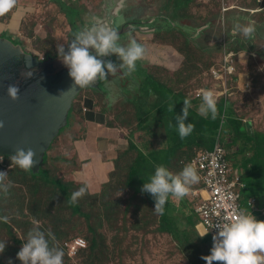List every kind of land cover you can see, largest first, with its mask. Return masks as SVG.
<instances>
[{"label": "rangeland", "instance_id": "rangeland-1", "mask_svg": "<svg viewBox=\"0 0 264 264\" xmlns=\"http://www.w3.org/2000/svg\"><path fill=\"white\" fill-rule=\"evenodd\" d=\"M82 1H86L88 4H91V6L93 5L92 11H99L102 2L98 0H77V2L81 3ZM97 1L98 3H96ZM205 1L206 0H142L145 4L144 7H137V11H139L142 16L145 15V7L148 6V8L151 7L150 10H147L148 13L152 11V13L158 14V17H160L159 19L162 20L161 27L159 28L161 33H157L154 38H159V35L167 37L165 35L169 34L170 36L167 38L181 49L185 59L179 60L177 64H173L174 70H164L162 69L163 65L158 67H144L143 71L146 72L149 70L150 74L143 82V86L150 88V90L154 88L155 93L152 94L151 92L150 95L145 97L120 99L112 108L113 113H108L109 115L104 116L108 121V124L106 122L107 126L123 129L122 137L124 136L128 139L132 133L136 132L135 134H139L138 137L140 140L143 138V140H146L144 142H149L152 147H158L159 149L165 147L172 150L177 145V143L174 142L176 135L179 134L177 128L174 126L176 123L174 117L182 114L184 106L176 101L177 99L172 97L171 93L184 97L187 92L186 98L189 99L193 98L196 90L202 88V86H218V91H220V86L225 87L224 81L215 83L208 73L210 68L217 63L223 65V54L221 52H210L213 50L211 47L216 46V44L210 45V42H205V39L200 41L209 34L208 32L211 30L209 29L210 27H203L207 24V21H210V18L214 16V12L210 11V7L208 5V7L206 6ZM259 8L260 7H258V9ZM250 10L255 11L253 7H250ZM136 13L137 12H134V14ZM101 14L103 15V12H101ZM11 15V19L8 23H6L8 20L0 19V36L7 34V36H9L12 41L18 43L24 51L43 58H58L57 44H64L65 51H67L68 44L72 40L69 28L72 25L69 24L66 18V11H61L59 7L54 6L50 0H18ZM164 19L169 21V23H166ZM195 19L199 20L198 26L203 29H196L192 26V22L196 21ZM226 19L229 20V22H234L235 20L234 26L236 24L247 26L249 21L255 22L257 19L263 20L264 11L258 13H243L238 10L235 14H229ZM254 24L256 30L261 34L254 35V39H252V45L255 49L254 56L256 58H264V26H257L256 23ZM214 25L215 22L213 23V26ZM106 26L108 27V25ZM237 32L239 31L237 30L236 33ZM154 38L152 37L150 39ZM167 38H160L158 40L167 42ZM191 42L196 46L190 44ZM196 47L206 53H201L202 51L200 52V49ZM204 47L207 48L203 49ZM158 51L164 53V61H167L168 55L165 53V50L158 48ZM233 51L237 69L244 75V78H249L247 80V85H250L252 92L257 90L256 94L258 99L249 102L248 100L245 101L242 96H237L236 101L232 102V109L237 118L247 119L258 131H264V93L261 87V81L259 80V70L264 73V62L262 63L261 60L252 59L253 67L245 71L247 69L239 62L240 54H238L236 50ZM57 64L60 65V63ZM220 70L222 69L220 68ZM121 80L124 81L125 85L134 87L137 92L140 91L141 86L138 80L124 78H121ZM154 81L156 83H154ZM231 84L232 83L229 84V87L232 89L233 85ZM237 93L243 92L235 91L234 95ZM102 94L104 97H107V99H113L117 95V93L110 92H102ZM119 94L125 95L121 92ZM90 95L91 93L84 91L77 100L80 101L83 96L89 97ZM156 96L159 98L157 99ZM200 103L201 101L197 103V105H194L193 108H198ZM172 104H174L173 112L169 111V107ZM255 104H257V106H255ZM78 109L75 107L74 116L77 117V121L80 122L81 118L79 117L80 113ZM160 115H162V119H160ZM145 117L146 119L148 117L147 121L143 120ZM188 119L192 121L197 120L196 111L191 112L189 110ZM256 119H258V121ZM170 121L173 126H170ZM207 121L209 125L208 131H206V137L208 141L211 142L216 139V136L213 135H221V131L224 133L225 128L222 129L218 121L213 118H207ZM205 123V121L200 122L198 120L196 123H193V125L196 127L197 124H199L196 129L202 126L201 130H203ZM84 126L86 127L85 124ZM84 126L79 125L78 127L76 121L71 119L68 127L61 132L60 136L52 145V147L55 148L59 146L60 149V140L64 139L65 143L71 149L68 151L70 153L69 156L65 155L66 152L64 150H62V155L66 156L69 161L73 160V166L77 168L82 167V157L77 150L72 149L70 142L73 137L72 133L76 134L77 137H81L82 134L86 132ZM145 127L148 129L146 130ZM84 129L85 132L83 131ZM129 130H132V132ZM161 134H166V137L161 140L163 144H160L159 136L161 137ZM241 147L240 151L246 154L244 146L242 145ZM197 149L196 146H194L193 149L190 148L188 154L191 153L192 156L189 157L187 153L183 158L178 155V153L173 155L174 160L177 159L179 161H177V163L180 169H177L176 165L177 173L180 172L182 170L181 167H184L186 164L192 165L189 160L194 158L200 151ZM245 160L246 158L243 156H239L238 160H235L232 164L234 170L230 174L229 179L235 182V191L239 192L244 197V201H248L252 198V194L243 190L241 178L239 177L241 175L238 176L235 169ZM251 163V170H253L255 161L253 160ZM48 169L53 179H59V175L66 177L64 172L58 171L55 166H50ZM63 170L65 171V169ZM22 174V169L17 167L16 173L13 176L11 175L10 178H7L12 182V187L9 189V192L4 194L1 191L0 194V216L7 217V222L0 223V241H6L5 250L0 254V262L3 264H8L9 260H11L12 264H21L16 256L23 242L26 240L28 231L33 227H38L45 233L51 232L54 234L57 239L55 243H57L58 246L61 241L69 236L87 235L91 238V232L95 233L100 243L93 251V254H91L90 249H87L81 259H68L64 255V264H206V261L203 260L202 257L211 254L210 250L213 246V239L210 234L205 235L204 232H202L204 234L202 237L206 236L207 238L203 239L205 241H199L191 221V217L195 215L194 213L191 214L190 220H188L186 215L177 212V216L174 214V210H172V216H174L175 220L172 227L180 237L187 240L185 242H188V244H181L183 247L182 251L178 241L167 235H157L144 231L137 232L138 230L135 228L136 221L142 222L144 220L140 214L133 216L132 212L127 213L123 206L124 201H121V203L117 201L115 205V201L112 198L107 201L102 200L103 198L99 200L97 198L94 200L96 204H94L91 199L81 200L77 201L76 205L79 209L75 211L70 206L72 196L68 200H63L62 197L58 195L56 186L52 183L46 184L41 182V189L35 192L32 191L30 186L20 188L16 185L15 188L13 186V184H15L13 181H22ZM198 175L200 177L199 172ZM36 176L38 177L39 175ZM97 176L101 181L103 176L99 173H97ZM66 179L76 183H84L87 181V178L78 172L74 175H70ZM194 185L195 184L191 186ZM188 194L192 198L191 204L193 208H196V204L198 207L202 205V202L197 200L198 195H196L195 192L190 190ZM117 205H120V207ZM108 213L115 214L109 215ZM144 214L149 219H155L147 213ZM14 216H16L15 219L12 218ZM259 217L264 218V214L260 213ZM12 219L15 223L12 222ZM74 222L85 227H82L83 230L75 231V235H66L67 230L63 228ZM197 224L196 228L199 230L198 226L202 225V218L198 219ZM183 227H185L184 231L180 232L176 230V228ZM12 228L16 235L14 238H11L12 236L9 234V232H12ZM100 234H104L105 238L100 239ZM16 239H20L21 241L17 242ZM87 246L89 247V240ZM12 255L16 256L12 259Z\"/></svg>", "mask_w": 264, "mask_h": 264}, {"label": "clouds", "instance_id": "clouds-1", "mask_svg": "<svg viewBox=\"0 0 264 264\" xmlns=\"http://www.w3.org/2000/svg\"><path fill=\"white\" fill-rule=\"evenodd\" d=\"M238 1L239 0H230V4H226V10L222 9V13L220 16L216 17V20H211L210 18V21H207V24L210 23V27H212L214 22L215 24L221 23L223 26L227 25L235 27L236 30L245 36L240 38L236 45L239 44L241 39L247 40L248 37L254 39V35H261L257 30L255 34L252 35L255 31L254 23H256L257 26H264V19H257L255 22L249 21L247 26H241L240 24H236L234 26L235 20L234 22H229V20L226 19L227 11L236 8V4L239 5ZM17 2L18 0H0V17L12 11L16 7ZM258 3L260 8L255 9V11H251L250 9H248V11L247 9H241L240 11L243 13H258L260 11H264L263 1L258 0ZM60 10L62 11V9ZM230 14H235V12H231ZM195 20L199 21L198 19ZM192 26H194L196 29L201 28L200 26H197L193 23ZM233 33H235V30ZM234 40L235 38L231 39V41ZM225 42L226 41L224 40L223 44ZM227 43L229 44V42ZM210 45H215V42L212 41ZM57 53L58 58L39 57L45 62V64L43 67L35 70V72L39 73L43 70H47V68L49 69V72L67 68L68 75L74 81V86L81 89L95 85L98 81H104L110 74L114 75L118 70L121 69L124 70L123 74L125 76L130 75L136 70V62L144 57L145 49L143 45L132 38H129V42L126 45L121 44L120 35L117 31L107 27L102 22L93 17L92 25L90 27L83 28L75 34L74 38L68 44L67 51H65L64 44H57ZM246 53L255 57L254 47L246 48ZM112 55L117 56L121 61L119 65L114 64L111 60H109L108 56ZM234 55V51L230 49L224 55L223 65H218L217 63L216 65L212 66L208 72L215 83L224 81L225 87L220 86V91H218V86H215L214 90H210L207 89L206 86H202V88H200L202 89L201 91L198 89L195 92L194 101H197L201 98V103L197 109L198 114L205 117L206 119L210 116L213 119L216 118L217 103L221 98L224 99L225 102L224 109L228 108V100L231 95V87H229L228 79L234 77L237 73ZM57 63H60L61 66ZM220 68L222 70H220ZM32 72L22 71L21 77L25 79L30 78L32 76ZM240 75L242 78H244L243 74ZM225 91L227 93L224 95ZM242 91L252 92L250 85H247V80L245 82V86L242 87ZM197 93H201L200 98L196 97ZM7 95L13 102L19 99L20 89L18 81L7 86ZM183 104L184 107L182 109V114L176 115L174 117L176 121L174 126L177 128L179 136L182 140L185 139L194 128L192 123H186V120L189 117V108L192 106L191 101L185 98ZM173 108L174 104L169 107V111L173 112ZM82 110L83 111H81V113L87 112L86 109ZM221 119H224V116H221ZM170 126H173L171 122ZM3 127V122H0V128ZM217 141H219L221 147L226 152V159L229 163L231 174L233 172V168L231 167V163L228 160L227 145H224L225 141L222 139V131L221 135L219 134L216 136L214 145ZM211 149H200L199 152ZM35 157L36 153L31 148H17L15 149L14 154L10 156L11 166L15 165L24 171L32 170L39 163ZM194 158L192 159L191 163L193 162ZM0 164H4V156H0ZM9 170L10 168H3L0 171V191H2L4 194H7L9 189L12 187V182L7 179ZM199 179L200 177L198 175L197 169L191 164L185 165L178 173H173L166 166L160 164L155 167V172L149 177V182L143 184L141 192L151 194L153 200L155 201V211L163 214L164 205L168 201L169 197H174L176 199L184 198L189 193L191 185L198 183ZM241 185L244 186V190L246 186L243 183ZM198 188H200V184L197 188H195L196 190H192V192H195L196 195H198L197 200H201L199 198L201 189ZM86 191V187L79 188L72 194V202H77L78 198H81L86 194ZM203 192H205V189ZM206 198L202 200V203L204 200H206ZM253 200L256 203V200ZM249 201L252 200L250 199L246 201V205ZM198 208L199 207L197 206V209ZM245 209L247 211L235 210L233 211L230 219H226L215 224L214 228L217 229V233L216 235L212 236L213 246L210 250L211 254L202 257V259L206 261V264H214V262H216V264H264V221H259L254 217L256 216L253 214L254 208L252 211H249L248 207H245ZM256 217H259V215ZM2 219L7 222V217ZM198 231L200 232L201 236L205 234L204 230ZM202 232H204V234ZM77 238L81 237H76L75 239ZM50 241H52V243H50ZM5 247L6 241H0V254L4 252ZM66 249L69 253L67 247ZM64 255L63 249L60 248L57 243H55V237L51 232L45 233L38 227H33L28 231L26 240L23 242L16 258L21 262V264H64ZM8 264H12L11 260H9Z\"/></svg>", "mask_w": 264, "mask_h": 264}, {"label": "trees", "instance_id": "trees-1", "mask_svg": "<svg viewBox=\"0 0 264 264\" xmlns=\"http://www.w3.org/2000/svg\"><path fill=\"white\" fill-rule=\"evenodd\" d=\"M51 3L59 7V9L65 10V8H68L64 0H50ZM70 1V0H69ZM226 4H230V0H225ZM75 3H78L77 1ZM74 3V4H75ZM179 4V3H177ZM176 4V5H177ZM206 6L208 5L210 7V11L214 12V16L211 18V20H215L216 17L220 16L222 13L223 4L221 0H210L205 1ZM238 4H236V8L228 10L227 11V17L231 12H237L241 9H250V7H253L254 9H257L259 7L258 0H239ZM264 4V0H263ZM207 6V7H208ZM73 7V6H71ZM15 9V8H14ZM14 9L10 11L8 14L0 17L1 20H8L6 23H8L11 19V14L13 13ZM86 8L84 7V10ZM178 14V13H177ZM193 24L198 26V21H193ZM248 25V24H247ZM255 31L252 35L256 32V26L254 24ZM210 32L207 35V37H203L200 41L205 39V42H212L214 41L216 46L211 47L213 50L210 52H221L223 54V57L227 51L236 50L238 54H240L239 62L242 64L248 71V68L253 67V61L255 60H261L262 63L264 62V58H256L253 57L251 54L246 53V48H253L252 45V38L248 37L247 40L241 39L239 41V44L236 45L237 41L245 37L241 32L236 33L235 27L231 26H223L221 23L215 24L214 26L210 27ZM235 30V33L232 34ZM225 37V38H224ZM232 38H235L234 41H231ZM207 39V41H206ZM217 39V40H215ZM226 41L223 44V41ZM199 41V42H200ZM217 41V42H216ZM229 42V44L227 43ZM196 46L194 43H190ZM197 48V47H196ZM207 47H204L205 49ZM200 49V48H197ZM252 50V49H251ZM202 50L200 49V52ZM208 51V50H207ZM244 52V53H243ZM206 53V52H201ZM246 54V55H245ZM248 66V67H247ZM263 67V66H262ZM259 80L261 81V87L264 90V73H262L259 70ZM241 73L237 69V73L234 77L228 79V84L232 83L233 85L231 89V95L228 100V107L227 109L223 110V107L225 105L224 99H220L217 103V113L219 112L218 117V123L220 124L223 122L224 125V133L222 132V139L225 141L224 145H227V151H228V160L230 163H234L235 160H238L239 156H243L246 158L245 161H242L238 168L236 169V172L241 178V182L246 186L244 189L245 192H249L252 194L251 200L255 199L256 203L254 205V212L253 214L258 216L260 213L264 212V131H258L253 124H250L247 119H240L236 117L235 112L232 109V102L236 101L237 96H242L243 99L249 102L254 101V99H258L257 96V90L255 92H243L242 87L245 86L246 80L249 78H242ZM251 78V77H250ZM240 85V87H239ZM207 89L214 90V87L212 85L206 86ZM218 90V88H217ZM235 91H240L243 93H237L234 95ZM187 95L179 96L174 95L173 97L176 98L181 105L184 106L183 101L184 98H186ZM192 98H189L191 101ZM258 101V100H257ZM193 102H195L193 100ZM224 103V104H223ZM227 106V105H226ZM257 106V104H255ZM77 108V107H76ZM225 108V107H224ZM191 111V109L189 108ZM192 112V111H191ZM224 114V120H221V116ZM197 120H190L187 119L186 123H196L198 120L205 121V127L203 130H201L202 126L199 129H196L197 126L200 124H197V126H194V129L192 132L185 138L181 139L179 134L176 135L175 142L177 143L176 147L172 150L168 148H161L158 147H152L151 145H147L145 148L142 146V143L138 138V136H134V133H132L128 138V145L126 148L120 150L119 157L117 160L113 162L112 169L104 168L103 175L105 176V183H96L93 178L90 179L88 182L85 183H76L71 180H67L66 178L71 175V169L73 170H83V167L77 168L74 165V161H69L67 159V155L63 156L61 149H59V146L51 147L52 149L47 154L45 158V164L42 166V171L39 174V176L32 175L31 171H24L22 170V181H13L15 184L13 186L16 188V185L20 188L23 187H31L32 191L35 192L38 189H41V182L42 183H52L57 188V193L59 196L62 197L63 200H68L71 198L72 194L76 192L81 187H86L87 191L86 194L83 195L81 198H78L77 201L91 199V201L96 204L94 201L98 198L104 201H107L109 199H113L116 202L124 201V208L127 213L133 214V216L141 215L143 220L142 222L136 221L135 228L139 231H144L147 233H153V234H160V235H167L170 238H174L178 241L180 248L183 251V247L181 244H188V242L185 238H182L174 231V228L172 225H174V216L172 213L180 212L181 214H184L187 216V219L190 220L191 214H195L191 217V221L193 223V228L195 231L196 236L199 238V241H205L203 240L205 237H202L200 232L197 230V221L200 217V213L197 212V204L196 208H193V205L191 204L192 198L189 194H187L182 199H176L174 197H169L168 201L164 205V211L163 214L158 213L155 211V201L153 200L151 194L148 193H142L141 188L144 183L149 182V177L154 174L155 167L157 165L163 164L166 166L170 171H174V173H177L176 171V165L177 169L179 168V165L177 163V159L174 160L173 155L178 153V155L186 156L188 152H190V148L193 149L194 146H196L198 149H211L216 141L212 140L211 142L208 141L207 133L208 131V125L209 122L207 119L203 118V116L197 115ZM209 118H212L211 116ZM259 119V118H258ZM258 119H256L258 121ZM146 121V117L143 119ZM216 120V118H215ZM171 122V121H170ZM263 123V122H262ZM81 125H83L82 122H80ZM250 125V128H247V125ZM244 128V129H243ZM147 130L148 128L145 127ZM223 129V126H222ZM85 132V129L83 130ZM218 134H215L213 136H217ZM72 139L73 141L78 140L76 138V134L72 133ZM169 137V136H168ZM143 140V138H141ZM169 141V139H168ZM61 145L65 146L66 150H70L71 148L65 143L64 139L60 140ZM163 144V143H162ZM244 146V151L246 154L242 153L241 146ZM143 148V150H142ZM155 148V149H153ZM57 149V150H56ZM187 153V154H186ZM192 156L191 153L188 154V157ZM193 158H191L189 161H192ZM233 159V160H232ZM255 161L253 164V170H251L252 161ZM179 162V161H178ZM83 165H86L82 163ZM188 165V164H186ZM50 166H55L58 171L65 172L64 176L59 175V179H53L51 176V172L48 169ZM3 168H10L8 172V177L10 178L11 175L13 176L16 173L17 166L12 165L10 157H4V164H0V171ZM183 169V167H181ZM65 169V171L63 170ZM106 169V170H105ZM68 175V176H67ZM53 180V181H51ZM31 183V184H30ZM201 183V180L199 179V182L197 183V186H191L190 190H196L195 188L198 187V185ZM30 184V185H29ZM55 189V188H54ZM1 194V191H0ZM243 197V196H242ZM244 200V197H243ZM77 202L70 203V206L75 211H78L79 207L76 205ZM23 206V204H22ZM120 207V205H117ZM52 207V206H51ZM188 211V212H187ZM1 213V210H0ZM144 213H147L148 215L154 217L155 219H149L146 217ZM109 215H113L115 213H108ZM119 214V213H116ZM177 215V214H176ZM178 216V215H177ZM2 218L4 216H0V223L5 222ZM13 219L16 218V216L12 217ZM12 219V222L15 223V221ZM118 219V218H117ZM116 220V219H115ZM196 225V226H195ZM83 225L78 224L77 222L70 223L69 225H66L63 229L67 230L66 235H75V231H80L82 229ZM85 227V226H84ZM83 227V228H84ZM125 228V227H124ZM185 227L183 228H176L178 231H184ZM91 232V231H90ZM11 234V238L16 237L13 228L12 232H9ZM92 237H88L87 235L81 236H69L65 238L61 243L59 244L60 248L63 249L65 256L68 259H81L83 258V255L86 253L87 249H90L91 254H93V251L97 247V245L100 243L99 238L96 237L95 233H92ZM54 236V234H53ZM202 238H201V237ZM55 237V236H54ZM76 237H81L88 242L89 240V247L86 246L84 249H81L75 256H70L66 247L65 243L73 241ZM125 237V236H124ZM104 234H100V239H104ZM212 238V236H211ZM17 242H20V239H16ZM55 241L57 239L55 238ZM52 243V241H50ZM188 247V246H187ZM16 255H12V259ZM0 264H3L0 262ZM216 264V262H214Z\"/></svg>", "mask_w": 264, "mask_h": 264}, {"label": "crops", "instance_id": "crops-1", "mask_svg": "<svg viewBox=\"0 0 264 264\" xmlns=\"http://www.w3.org/2000/svg\"><path fill=\"white\" fill-rule=\"evenodd\" d=\"M76 1L77 0H70V1L64 0L66 5L68 6V8H65L64 10L66 11L67 14L66 18L68 19V22L73 24L74 27V30L70 29L71 39H73L75 34L78 33L80 30H82L83 28L90 27L93 23V17H95L100 22L104 21V11L102 7L103 5L102 2L99 11L97 10L92 11L93 5L91 6V4H88L86 1L85 2L82 1V3L81 2L75 3ZM98 1H103V0H98ZM98 1L96 3H98ZM123 2L127 6L125 10L124 9L121 10L122 11L121 17L116 16L115 26L113 25L108 27L112 28L113 30L119 33V27L120 28L122 27L123 29L124 26L127 25L125 29L126 31L127 29H129V33L125 32V29H123V31L119 33L120 43L126 45L129 42V38L135 39L138 43L143 45L145 49V54L141 60H138L136 62V70L133 73H131L128 76H125L123 74L124 70L122 69L118 70L114 75L110 74L106 80L98 81L95 85V90H83L78 96L79 98L82 95V93L86 91L87 93H91L89 97L83 96L80 99V101L77 100L78 98L75 101L74 111H75V107H77L78 109L79 106L78 111L80 113L79 117L81 118L80 122L83 123V126L84 124L86 125V127L84 126L86 132L83 133L81 137H76L78 138V140L73 141V139L71 138L70 145L73 150H77L79 152V155L82 157L81 159L82 163L86 165L82 164L83 170L71 169L70 171H71V175H74L77 172L83 174L87 178L86 182H88L90 179L93 178V181L96 180L95 181L96 183H101V182L105 183L106 182L105 176L103 175L104 168L112 169L113 162L117 160V158L119 157L118 154L120 150L126 148L128 145V139L125 138L124 136L123 137L121 136L123 129L107 126L106 122L108 124V121L105 119L104 116L109 115L108 113H113L112 108L114 107V105H116L119 102L120 99H128L130 97L131 99H133V97L139 98L142 96L145 97L147 95H150L151 92L152 94L155 93L154 88H151L150 90V88H146L143 86V82L145 81V79H147V77H149L150 74L149 70H147L146 72L143 71L144 67H148V66L158 67L163 65L162 69L164 70H170V69L174 70L173 64H177L179 60L181 61L185 59V56L181 52V49L178 48L169 38H167L168 36H170L169 34L165 35L167 37L159 35V38H154V36L157 33H161L159 28L162 24V20L159 19L160 17H158L157 14L152 13V11L148 13V11L145 9L146 13L145 15L142 16L139 13V11H137V7L140 8L143 7L142 5L139 4L140 3L139 0H128V2L124 0ZM84 7L86 8L85 10ZM101 12H103V15L101 14ZM134 12L137 13L134 14ZM115 13L116 11L114 10V14ZM150 14L151 16H153V18L149 22L148 19H150ZM164 21L166 23H169V21H166L165 19ZM138 25L142 26L140 28L142 29L141 31H139ZM152 37L154 39H150ZM160 38H167V42H161L160 40H158ZM158 48L165 50V53L168 55L167 61H164L163 58L164 53L159 52ZM218 65L220 64L218 63ZM170 72H174V71H170ZM119 77L124 79L138 80L141 86L140 91L137 92V90L134 87L125 85L124 81H122L121 78ZM154 83L156 82L154 81ZM199 90L201 91L202 89ZM102 92L117 93V95L113 99H107V97L103 96ZM120 92L124 93L125 95L119 94ZM187 94L188 93L186 92L185 95ZM174 95L176 94L171 93L172 97ZM158 98L159 97H157V99ZM193 98L191 99L192 106L190 107V109L191 111H196L197 115H199L197 111L198 108L194 109L193 106L197 105V103L201 101L200 100L201 98L195 102H193ZM82 109H86L87 112L81 113V111H83ZM74 111L72 110L73 114L70 120L71 119L75 120L78 127L79 125L82 126L80 122L77 121L78 118L74 116ZM218 115L219 112L216 115L217 121L219 117ZM222 116H224V114ZM160 119H162V115H160ZM221 120L223 121L224 119ZM220 125H222L224 128L223 122L222 124L220 123ZM129 131L132 132V130ZM135 133L134 136L136 137L139 136V134L137 135ZM164 137H166V134L165 135L161 134V137L159 136L160 144H162L161 140ZM138 139L139 137L137 138V140ZM144 141L146 140H142V139L140 140L144 148L147 145L149 146L151 145L149 142H144ZM65 148L66 147L63 146L62 144L60 149L61 151L64 150L66 152L65 154L69 156L70 155V153L68 152L69 150H66ZM232 164L233 163H231V167L234 170V166ZM97 173L103 176L101 181L98 179ZM200 180H202L201 176H200ZM202 185L203 184L201 182L200 188H198L201 189L200 190L201 192L199 194L200 195L199 198L201 199L200 202H202V200L205 199L204 196H206L205 192H203L204 185L203 186ZM194 186H197V183H195ZM246 203L247 202L244 201L242 197V204L245 207H247ZM249 211L252 210L249 209ZM198 229L200 231H203L202 226H198Z\"/></svg>", "mask_w": 264, "mask_h": 264}, {"label": "water", "instance_id": "water-1", "mask_svg": "<svg viewBox=\"0 0 264 264\" xmlns=\"http://www.w3.org/2000/svg\"><path fill=\"white\" fill-rule=\"evenodd\" d=\"M123 1H102L104 25L115 26L116 16L121 17V9L125 10L127 6ZM141 27H138L139 31ZM208 27L210 23L203 28ZM44 64L39 56L24 51L7 34L0 36V122L4 124L0 128V156L10 157L17 148H31L39 161L31 170L35 176L41 173L54 141L68 127L79 94L83 90L95 89L96 85L79 89L68 74L57 78L47 70L36 73L35 70ZM22 71H33L32 76L22 78ZM17 81L20 96L13 102L7 95V86ZM246 127L250 128V125Z\"/></svg>", "mask_w": 264, "mask_h": 264}, {"label": "built area", "instance_id": "built-area-1", "mask_svg": "<svg viewBox=\"0 0 264 264\" xmlns=\"http://www.w3.org/2000/svg\"><path fill=\"white\" fill-rule=\"evenodd\" d=\"M221 1L223 4L222 9L226 10L225 0ZM226 93L225 91L224 95ZM200 96L201 93L196 94L197 98H200ZM192 166L200 172L207 195L206 200L199 206L197 212L200 213L202 218V227L205 234L214 236L217 233V229L214 228L217 222L230 219L235 210L246 209L242 204L241 194L235 191V182L229 179V163L226 159V152L219 141L216 142L211 150L199 152L194 158ZM254 205L255 201L252 200L248 202L247 207L253 210ZM254 217L259 221H264V218ZM65 246L68 248L69 254L74 256L86 246V241L82 238H77L72 242L65 243Z\"/></svg>", "mask_w": 264, "mask_h": 264}, {"label": "flooded vegetation", "instance_id": "flooded-vegetation-1", "mask_svg": "<svg viewBox=\"0 0 264 264\" xmlns=\"http://www.w3.org/2000/svg\"><path fill=\"white\" fill-rule=\"evenodd\" d=\"M140 1V5H142L143 7H144V2H142V0H139ZM151 8V7H150ZM150 8H148V7H145V9L146 10H150ZM157 16H158V14H157ZM153 18V16H151L150 15V19H148L149 20V22H150V20ZM69 24H71L70 22H69ZM72 26H71V28L70 29H72V30H74V27H73V24H71ZM138 26H140V25H138ZM127 27V25H125L124 26V28L123 29H125ZM161 27V26H160ZM123 29H122V27L120 28L119 27V33L120 32H122L123 31ZM71 32V31H70ZM125 32H128L129 33V29H127V31H126V29H125ZM108 58H109V60H111L114 64H120L121 63V61L118 59V57L117 56H115V55H112V56H108ZM47 67V66H46ZM53 68V67H52ZM51 68V69H52ZM47 71H48V73H52V74H54V75H56L57 76V78H60V76H64V75H67L68 74V69L67 68H65V69H63V70H57V71H51V72H49V69L47 68ZM37 73V72H36ZM56 84V83H55ZM111 93V92H110ZM72 110L74 111V106H73V108H72ZM72 112L70 113V116H69V120H70V118H71V116H72Z\"/></svg>", "mask_w": 264, "mask_h": 264}, {"label": "bare ground", "instance_id": "bare-ground-1", "mask_svg": "<svg viewBox=\"0 0 264 264\" xmlns=\"http://www.w3.org/2000/svg\"><path fill=\"white\" fill-rule=\"evenodd\" d=\"M206 198V196H204Z\"/></svg>", "mask_w": 264, "mask_h": 264}]
</instances>
